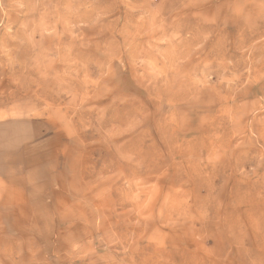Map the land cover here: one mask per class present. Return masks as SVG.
<instances>
[{
	"label": "rangeland",
	"instance_id": "obj_1",
	"mask_svg": "<svg viewBox=\"0 0 264 264\" xmlns=\"http://www.w3.org/2000/svg\"><path fill=\"white\" fill-rule=\"evenodd\" d=\"M0 264H264V0H0Z\"/></svg>",
	"mask_w": 264,
	"mask_h": 264
},
{
	"label": "bare ground",
	"instance_id": "obj_2",
	"mask_svg": "<svg viewBox=\"0 0 264 264\" xmlns=\"http://www.w3.org/2000/svg\"><path fill=\"white\" fill-rule=\"evenodd\" d=\"M145 26V25H144ZM143 27V26H142ZM139 38V37H138Z\"/></svg>",
	"mask_w": 264,
	"mask_h": 264
}]
</instances>
